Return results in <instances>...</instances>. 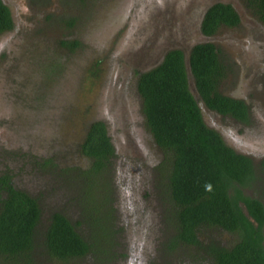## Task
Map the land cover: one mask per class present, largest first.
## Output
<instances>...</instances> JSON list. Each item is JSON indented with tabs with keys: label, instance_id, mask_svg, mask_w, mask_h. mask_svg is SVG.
Returning <instances> with one entry per match:
<instances>
[{
	"label": "rangeland",
	"instance_id": "rangeland-1",
	"mask_svg": "<svg viewBox=\"0 0 264 264\" xmlns=\"http://www.w3.org/2000/svg\"><path fill=\"white\" fill-rule=\"evenodd\" d=\"M152 4L154 0H53L47 13L56 14L55 18L45 20L41 10H36L7 44L0 40V172L13 174L15 184L39 200V231L46 228L53 211H61L79 231L89 233L75 176L91 161L81 153L80 145L91 123L105 119V74L114 67L112 59L116 60L119 52L127 55L132 41H140L139 30L146 31L144 23L149 15L143 8L149 6V12ZM133 17L135 34L130 24ZM65 40H79V44L70 47ZM127 165L117 156L112 159L110 195L116 202V214L110 259L101 261L89 253L64 262L51 257L39 244L36 264H207L199 248L185 243L172 245L168 218L175 206L165 200L160 189L163 180L157 185L152 171L135 185L131 176L135 175L131 168H135V161ZM103 186L108 194V180ZM254 194L264 200V189ZM105 200V195L98 199L94 210L106 221L109 211ZM131 205L141 206L137 215L135 210L129 211ZM102 225V231L95 235L107 242V228ZM107 234L109 237V230ZM202 239L230 247L239 237L213 226L203 228ZM137 247H143L145 254L136 252ZM6 263L21 264V260L0 258V264Z\"/></svg>",
	"mask_w": 264,
	"mask_h": 264
},
{
	"label": "trees",
	"instance_id": "trees-1",
	"mask_svg": "<svg viewBox=\"0 0 264 264\" xmlns=\"http://www.w3.org/2000/svg\"><path fill=\"white\" fill-rule=\"evenodd\" d=\"M244 1L264 19V0ZM238 21L239 15L232 4L220 2L207 11L202 29L211 34L221 24L234 25ZM12 26L11 12L0 0V32ZM64 43L76 47L79 40ZM218 61L212 43L193 48L191 65L197 88L209 106L223 112L234 110L235 115L245 117L241 102L216 91ZM138 88L148 126L168 154L171 165L164 180L175 206L172 213L176 229L174 242L184 241L200 248L201 258L209 264H264V202L241 188L253 176L254 165L249 157L227 145L204 121L199 103L189 88L184 52L181 49L169 51L160 65L141 73ZM80 150L91 161L75 176L81 189L77 198L89 233L79 231L61 211H53L46 228L39 231L42 220L39 200L16 187L12 174L7 172L0 176V258L36 264L35 248L41 244L47 254L64 262L89 253L103 261L113 246L115 230L112 214L115 208L109 191L115 147L103 121L91 123ZM105 179L108 194L103 188ZM104 195L109 211L106 221L94 210L98 199ZM103 223L110 233L109 237L107 231L105 233L107 242L95 235L98 230L102 231ZM213 226L236 231L239 239L230 247L215 241L205 242L203 228Z\"/></svg>",
	"mask_w": 264,
	"mask_h": 264
},
{
	"label": "flooded vegetation",
	"instance_id": "flooded-vegetation-1",
	"mask_svg": "<svg viewBox=\"0 0 264 264\" xmlns=\"http://www.w3.org/2000/svg\"><path fill=\"white\" fill-rule=\"evenodd\" d=\"M2 1L8 6L13 20L12 27L0 32V40L3 41V44H7L8 40L11 39L12 35L21 26L28 24L27 17L33 16L36 10H41V18L44 17L45 20L57 16L56 14L47 13L50 9V1L53 0ZM205 1L180 0V3L184 5L180 9L179 14L181 16L177 18L176 26L178 29H181L184 25H196V32L193 38L198 40L194 42L191 52L198 44L210 42L214 45L219 60L216 91L221 95L241 102L245 107V117H239L235 115L234 110L223 112L218 108L209 106L202 96L197 100L206 124L215 129L227 145L252 160L254 165L253 176L241 188L250 196L257 197L254 192L258 191L259 188L264 189V19L252 7L248 6L244 0H228V2L222 3L232 4L239 15L238 23L234 25L221 24L213 33L207 34L202 29L205 15L213 5L220 2L213 4L204 12ZM187 6H190V9H187ZM145 8H147V11ZM143 9H145V15L147 16L149 14V6H145ZM157 22L162 24L156 18H147V21L144 23L146 31L141 32L144 28L139 30L137 40L141 41L145 33L155 36V28L158 26ZM130 24H132V31L135 34V17H133ZM32 25L30 24V27ZM127 55L121 52L116 54V60L112 59L114 67L110 66L108 72L105 74L106 89H104L103 97L105 101L103 110L105 119L97 120L105 123L110 139L115 147V154L112 156V159L117 156L118 160L122 159L126 165L128 164L127 167L132 166L131 160L135 161V168L134 166L131 167L135 170V175H131L135 177V185L138 184L146 173L152 174V171H154V179L157 180V185H161V181L163 180L160 189L163 190L162 193L165 194V200L169 203L171 201L170 192L167 190L169 188L167 183H165L171 169L169 157L157 143L154 133L148 126L143 109V98L138 88L141 73L149 71L158 65L144 71L133 64L132 59ZM101 62L99 61V64ZM98 73L96 72L94 75ZM99 78H101L100 75ZM84 156L88 158L86 155ZM88 160L90 159L88 158ZM6 173L0 172V176ZM12 180L15 184L13 174ZM129 185L131 187L130 182ZM15 186L18 187L16 184ZM3 193L4 195L6 194L5 190ZM257 198L264 202L262 198ZM114 203L116 202H112L113 208H115L112 214L115 217L116 205ZM133 206L131 205L133 209L129 211L135 210V214L137 215L141 210V206ZM123 207L124 205L122 204ZM172 216L168 218V225L171 224L172 229V245L187 244L184 241H177L176 239V242H174L176 229L175 220ZM135 217H132L133 221H135ZM228 232L239 237L236 231ZM149 233L152 232L149 231ZM142 248L137 247L136 252L145 254ZM109 255H111L110 251L106 253L103 261L109 260ZM135 264L144 263L139 262ZM198 264L203 263L199 262Z\"/></svg>",
	"mask_w": 264,
	"mask_h": 264
},
{
	"label": "water",
	"instance_id": "water-1",
	"mask_svg": "<svg viewBox=\"0 0 264 264\" xmlns=\"http://www.w3.org/2000/svg\"><path fill=\"white\" fill-rule=\"evenodd\" d=\"M154 1L155 4L151 5L147 18H156L162 24L157 22L155 36L145 33L141 41H132L127 50L129 58L132 59L133 64L145 71L159 65L170 50L182 49L185 56L189 88L195 98L199 100L201 95L191 65V49L194 42L198 40L193 38L196 25H184L181 29L177 28V18L181 16L179 12L184 5L180 3V0ZM217 2H228V0H206L203 8L204 12ZM187 9H190V6H187Z\"/></svg>",
	"mask_w": 264,
	"mask_h": 264
}]
</instances>
